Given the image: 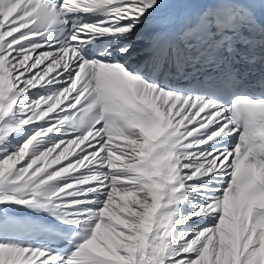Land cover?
Masks as SVG:
<instances>
[{
	"label": "snow or ice",
	"instance_id": "1",
	"mask_svg": "<svg viewBox=\"0 0 264 264\" xmlns=\"http://www.w3.org/2000/svg\"><path fill=\"white\" fill-rule=\"evenodd\" d=\"M0 264H264V0H0Z\"/></svg>",
	"mask_w": 264,
	"mask_h": 264
}]
</instances>
